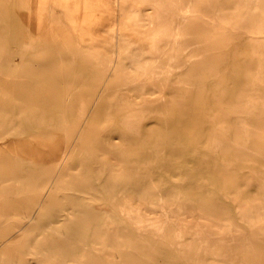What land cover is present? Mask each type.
Returning a JSON list of instances; mask_svg holds the SVG:
<instances>
[{"label": "bare ground", "instance_id": "bare-ground-1", "mask_svg": "<svg viewBox=\"0 0 264 264\" xmlns=\"http://www.w3.org/2000/svg\"><path fill=\"white\" fill-rule=\"evenodd\" d=\"M0 264H264V0H0Z\"/></svg>", "mask_w": 264, "mask_h": 264}]
</instances>
